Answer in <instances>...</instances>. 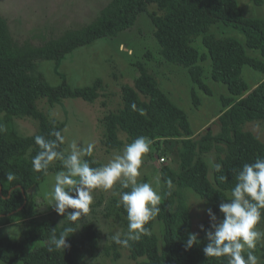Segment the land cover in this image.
<instances>
[{
	"label": "trees",
	"instance_id": "1",
	"mask_svg": "<svg viewBox=\"0 0 264 264\" xmlns=\"http://www.w3.org/2000/svg\"><path fill=\"white\" fill-rule=\"evenodd\" d=\"M150 6L155 9L150 10ZM144 13L153 24L154 38L163 59L186 70L192 85L193 105L200 103L196 89L211 94L205 84L206 71L200 65L204 61H209L210 79L226 86L230 96L222 98L224 110L217 119L218 133L209 129L194 139L185 112L172 103L144 64H134L138 77L133 87L121 86L123 108L108 113L102 120V144L108 150L120 149L123 143L118 134L122 131L129 144L140 136L147 137L157 149L162 144L165 147L161 155L165 156L169 153L166 145L172 142L178 167L168 168L160 176V212L155 219L163 226L162 245L153 232L154 219L144 226L146 234L139 241L130 242L125 248L110 238L104 253L113 254L117 260L119 250L125 249L137 264H227L226 258L205 257L204 231L196 233L201 241L199 246L185 250L187 236L194 232L184 191L190 189L207 200L218 214L219 204L229 199L235 186L237 172L245 163L264 158V143L244 130L246 123L264 121V78L250 90L242 76V69L248 66L264 77V20L245 18L237 0H112L88 26L67 31L38 47L16 43L7 20L0 15V228L14 222L28 223L22 240L0 236V264H80L76 232L68 234L70 247L64 252L56 250L51 242L54 235L59 236L69 226L68 221L40 222L32 217L20 218L19 213L25 210V206L20 208L27 191L47 173L63 171L66 159L63 140L56 148L63 158L52 161L47 170H33L32 159L40 151L35 137L55 140L53 133L59 132L63 137L64 129L62 123L39 110L36 102L45 99L53 107L61 100L80 98L92 103L101 96L104 85L98 78L83 88L72 89L66 81L52 87L38 65L43 61L59 62L98 40L117 38L133 28ZM219 24L238 30L245 37V47L234 38L212 33ZM197 41L205 54H200L195 47ZM246 48L258 51L262 59L249 57ZM15 119L37 122V134L27 137L16 134ZM212 151L216 152L220 171L214 168L210 181L204 156ZM85 160L93 168L101 167L89 155ZM8 173L14 174L15 180L7 182ZM113 203L116 206L118 201ZM116 217L127 231V213L120 202ZM203 227L205 231L211 230L210 225ZM79 234L82 248L93 256L99 250V233L87 224Z\"/></svg>",
	"mask_w": 264,
	"mask_h": 264
},
{
	"label": "rangeland",
	"instance_id": "2",
	"mask_svg": "<svg viewBox=\"0 0 264 264\" xmlns=\"http://www.w3.org/2000/svg\"><path fill=\"white\" fill-rule=\"evenodd\" d=\"M112 0H0V15L4 17L9 30L18 44H28L38 47L46 41L57 38L70 30H79L91 24L99 17L102 10ZM237 0L245 18H258L264 20V0ZM150 10L155 9L150 6ZM154 27L148 16L141 14L133 28L121 33L117 38L101 39L91 45L81 47L59 62L43 61L38 67L46 81L53 87L66 81L72 89L83 88L93 84L96 79L103 81L105 96L89 104L77 98H69L49 106L45 99H39L36 105L39 110L47 116L56 119L64 125L63 140L64 154L70 152V145L75 142L83 148L92 145L91 154L85 153L83 159L89 155L95 163L106 165L116 155L122 154L129 144L127 136L120 131L119 138L123 146L120 149L108 150L102 144L103 127L102 120L111 111H116L122 106L121 86H133L138 76L134 66L138 62L144 64L150 74L159 83L160 88L168 95L174 105L185 112L194 139H198L206 130L218 133L219 126L217 119L223 112L222 98L230 95L226 86L213 82L209 76V61L201 62L206 71L205 84L209 88L210 95L196 89L195 93L200 103L193 105L191 91L192 85L189 76L183 67L166 62L160 47L154 38ZM212 33L218 37H230L239 41L245 47V37L236 29L226 27L222 24L215 26ZM195 47L200 54L206 51L200 41ZM249 57L261 60L260 53L246 48ZM243 79L252 90L257 83L263 80V75L253 71L250 67H244ZM144 99V98H143ZM14 128L19 136H32L37 134V122L31 119H15ZM244 130L251 132L264 143V121L246 123ZM169 153L161 155L164 151L162 144L157 149L151 143L150 150L142 158L138 183H149L160 195L162 188L161 174L168 168L178 167L176 147L171 142L166 145ZM164 158V162L160 161ZM208 165V179H213V169L218 165L216 152L212 151L204 156ZM96 168V167H95ZM58 172L47 173L38 184L27 191L26 203L20 218H36L38 221L53 220L61 224L64 219L57 215L51 207V201L47 194L55 183V175ZM122 187L119 182L110 190L95 189L92 192L93 203L90 212L82 218V227L76 231L78 244L80 246V264H137L130 258L129 252L125 249L119 250L120 257L115 260L113 254L107 256L104 253L105 247L109 244L110 238L117 232L123 236L127 231L121 226L120 220L116 217V207L119 205V194ZM186 202L192 219L194 233H198L201 225H210V219L206 212L199 209L211 208L212 205L204 199L205 203L197 206H190L199 202L192 190L184 191ZM200 198V197H199ZM114 200L118 204L113 203ZM42 207V208H41ZM67 211H73L71 209ZM216 216V222L222 220L220 213ZM110 214V217H107ZM66 221V220H65ZM64 221V222H65ZM91 224L99 233V250L90 256L81 246L80 231L84 225ZM26 223L14 222L0 228V236L8 237L19 241L23 239V233L27 228ZM97 225H102L101 232ZM257 228L264 232V216ZM153 232L157 235L162 245L163 226L155 219ZM254 254L258 257L259 264H264V239L257 243ZM246 258V257H245Z\"/></svg>",
	"mask_w": 264,
	"mask_h": 264
},
{
	"label": "clouds",
	"instance_id": "3",
	"mask_svg": "<svg viewBox=\"0 0 264 264\" xmlns=\"http://www.w3.org/2000/svg\"><path fill=\"white\" fill-rule=\"evenodd\" d=\"M2 130V129H0ZM55 140H47L43 136L35 137V144L40 151L32 159V167L36 172L47 170L50 163L63 158L62 153L56 151L63 137L59 132L53 133ZM151 141L140 136L128 144L122 154L116 155L106 165L93 168L82 157L85 153L91 154L92 145L85 149L73 142L70 152L63 163V171L55 175V183L47 194L51 207L57 215L64 217L69 226L59 236L52 237V244L56 250L69 248L67 243L71 235L82 227V218L90 212L93 203L92 192L95 189L105 191L113 188L117 182L122 189L119 194L120 205L127 213V232L123 235L117 232L111 237L112 242L122 247H129L130 242H136L146 234L145 225L154 220L159 214L158 205L161 196L149 183H138L142 158L150 150ZM216 171L220 166L215 165ZM225 179V177H221ZM235 186L231 189L229 199L219 204V213L222 220L216 222V216L211 208L199 209L206 212L210 219V229L205 232L203 254L205 257L226 258L227 264H259L254 254L257 243L264 239V232L257 228L261 222L264 210V158H258L253 163H245L236 174ZM7 182L15 180L12 173L6 174ZM169 186L171 181L168 182ZM199 202L190 206H199L205 203L204 199L195 198ZM42 208V207H41ZM73 211H67V210ZM101 232L103 226L97 225ZM201 241L196 233H189L184 243L185 250L199 246ZM246 257V258H245Z\"/></svg>",
	"mask_w": 264,
	"mask_h": 264
},
{
	"label": "crops",
	"instance_id": "4",
	"mask_svg": "<svg viewBox=\"0 0 264 264\" xmlns=\"http://www.w3.org/2000/svg\"><path fill=\"white\" fill-rule=\"evenodd\" d=\"M137 77H138V76H137ZM137 77H136V78H137ZM44 78H45V77H44ZM48 84H49V83H48ZM49 85H50V84H49ZM50 86H51V85H50ZM129 86H131V85H129ZM52 87H53V86H52ZM131 87H133V86H131ZM101 93H102V92H101ZM77 99H80V98H77ZM98 99H99V98H98ZM98 99H97V100H98ZM64 100H67V99H64ZM80 100H82V99H80ZM97 100H95V101L92 102V103L86 102V101H84V100H82V101H84V102H86V103H89V104H93V103H95ZM61 101H62V100H61ZM61 101H60V102H61ZM122 108H123V101H122V106H121L118 110H116V111H111V112H118V111L121 110ZM109 113H110V112H109ZM119 134H120V133H119ZM119 134H118V135H119ZM102 138H103V135H102ZM120 140H121V139H120Z\"/></svg>",
	"mask_w": 264,
	"mask_h": 264
},
{
	"label": "water",
	"instance_id": "5",
	"mask_svg": "<svg viewBox=\"0 0 264 264\" xmlns=\"http://www.w3.org/2000/svg\"><path fill=\"white\" fill-rule=\"evenodd\" d=\"M23 195H24V193H23ZM25 203H26V197H25V195H24V203H23L22 207L20 208V210H22V208L24 207ZM20 210H19V211H20Z\"/></svg>",
	"mask_w": 264,
	"mask_h": 264
},
{
	"label": "built area",
	"instance_id": "6",
	"mask_svg": "<svg viewBox=\"0 0 264 264\" xmlns=\"http://www.w3.org/2000/svg\"><path fill=\"white\" fill-rule=\"evenodd\" d=\"M160 161H161V162H164V158H160Z\"/></svg>",
	"mask_w": 264,
	"mask_h": 264
}]
</instances>
